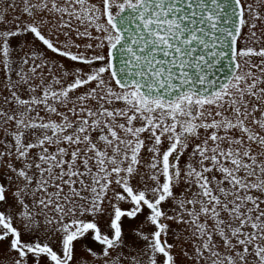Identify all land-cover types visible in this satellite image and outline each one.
<instances>
[{
    "label": "snow or ice",
    "instance_id": "1",
    "mask_svg": "<svg viewBox=\"0 0 264 264\" xmlns=\"http://www.w3.org/2000/svg\"><path fill=\"white\" fill-rule=\"evenodd\" d=\"M0 264H264V0H0Z\"/></svg>",
    "mask_w": 264,
    "mask_h": 264
}]
</instances>
